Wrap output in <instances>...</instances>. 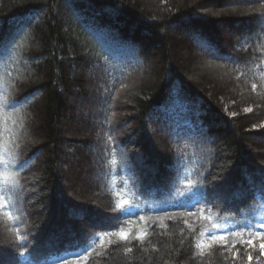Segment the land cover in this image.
Returning <instances> with one entry per match:
<instances>
[{
  "label": "trees",
  "instance_id": "1",
  "mask_svg": "<svg viewBox=\"0 0 264 264\" xmlns=\"http://www.w3.org/2000/svg\"><path fill=\"white\" fill-rule=\"evenodd\" d=\"M0 197V264H264V0H0Z\"/></svg>",
  "mask_w": 264,
  "mask_h": 264
},
{
  "label": "rangeland",
  "instance_id": "2",
  "mask_svg": "<svg viewBox=\"0 0 264 264\" xmlns=\"http://www.w3.org/2000/svg\"><path fill=\"white\" fill-rule=\"evenodd\" d=\"M182 55H184L183 57H184V59H185V52H183L182 53ZM197 64H196V63ZM198 63H200V64H198ZM200 65V66H199ZM189 69H190V71L193 73V74H201V75H204L205 77H207V78H209V81H216L217 83H219V84H221V85H227L229 88H228V90H225L226 92H228V91H231V86L229 85L230 83L228 82V81H225V80H223V79H221V78H219L218 76H216L215 75V73L214 72H212L211 70H208L207 68H205V66L201 63V61H200V59H199V56H197V55H195V59H194V62L193 61H190L189 62ZM89 98H87V100L85 101L84 99H82V102L83 103H81V105L82 104H84V103H89V105H91L90 106V108H89V110H90V112L92 111V114H94L95 113V111L97 110V106H95V104H94V101H93V99L92 100H88ZM84 118H86V115H85V113L83 112V110L81 109V108H76V110H75V127L80 131V133H83V134H89L88 133V131L86 130V128H87V125H86V120L84 119ZM79 135L80 134H75V135H73L75 138H78L79 137ZM90 135V134H89ZM81 137V136H80ZM77 145H79V143H77V142H75ZM77 147H79V149H81L82 151L84 150L83 148H82V146H77ZM85 155V154H84ZM72 177H75L76 176V179L78 178V181H83L84 183H86L87 182V180H86V173H85V169H75V170H73V173H72ZM79 187H83L82 186V183L81 182H79V185H78ZM78 187V188H79ZM4 202V200H3V198L2 197H0V203L2 204ZM218 227V226H217ZM231 233V229H227V228H225V227H222V228H216L215 230H213L211 233H210V235H209V237H208V239H207V241H211V239H210V237L212 236V235H217V236H225L226 237V239L229 237L228 235ZM250 237H252V236H241V237H237V238H235L234 240H232V241H227L226 240V242L228 243V247L230 248V250L233 252V251H235L236 249H238V248H240L239 247V244H243V247L245 246V247H248V248H251L252 250H254L255 252H257L256 254H257V256H258V258L259 257H264V255H262L261 254V249H260V247H259V245H260V243H261V240L259 239V238H257L255 241H254V245L253 246H248L246 243H242L243 241H247ZM234 245V246H233ZM245 247H244V250L243 251H246V249H245ZM232 248L233 249H235V250H232ZM247 248V249H248ZM247 252V251H246ZM248 253H251V252H247V254ZM251 255H252V257H253V253H251Z\"/></svg>",
  "mask_w": 264,
  "mask_h": 264
},
{
  "label": "snow or ice",
  "instance_id": "3",
  "mask_svg": "<svg viewBox=\"0 0 264 264\" xmlns=\"http://www.w3.org/2000/svg\"><path fill=\"white\" fill-rule=\"evenodd\" d=\"M253 90H255L256 85L253 84L252 85ZM250 109H246V111H249ZM26 161L20 162L19 167H24ZM128 215H133L134 213H132L130 210H127ZM261 228L264 229V225H261ZM238 234V233H237ZM121 237L122 239L127 240L128 236L124 233H121ZM259 238L261 240V243L259 245L260 249H261V254L264 255V231L261 230H257L255 233V236L250 237L247 241H243L242 243H246L248 246H253L254 245V241ZM211 241L216 242V241H226V237L225 236H217V235H212L210 237ZM199 247V245H197ZM234 246V245H233ZM132 249H127V251H131ZM239 250H237L238 252ZM248 261L250 262L252 260V255L251 253H248Z\"/></svg>",
  "mask_w": 264,
  "mask_h": 264
}]
</instances>
